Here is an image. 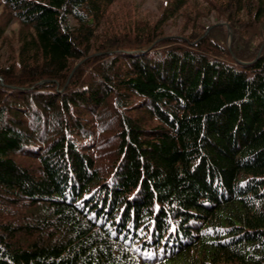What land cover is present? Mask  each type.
I'll list each match as a JSON object with an SVG mask.
<instances>
[{
    "label": "trees",
    "instance_id": "obj_1",
    "mask_svg": "<svg viewBox=\"0 0 264 264\" xmlns=\"http://www.w3.org/2000/svg\"><path fill=\"white\" fill-rule=\"evenodd\" d=\"M4 1L23 32L0 66V264H264V0L167 36L177 0L97 46L116 0Z\"/></svg>",
    "mask_w": 264,
    "mask_h": 264
},
{
    "label": "rangeland",
    "instance_id": "obj_2",
    "mask_svg": "<svg viewBox=\"0 0 264 264\" xmlns=\"http://www.w3.org/2000/svg\"><path fill=\"white\" fill-rule=\"evenodd\" d=\"M223 0H185L183 7L172 18L163 23V32L167 36L188 34L193 29L210 33L212 30L227 29L224 21H221L217 8L223 6ZM177 0H116L105 13L101 23L99 35L96 38V46L104 44L107 37L122 32H132L142 26H152L162 17L163 12L171 13ZM264 23V20L262 21ZM75 26V22L72 24ZM0 27L5 29L3 37H0V66L17 61L21 43L22 24L14 16L11 10L0 0ZM255 25L249 31L251 37H256L261 30ZM220 28V29H218ZM184 30H186L184 32ZM230 34L232 31L230 30ZM264 44L262 45V48ZM106 131V129H104ZM103 136L112 134L102 133ZM117 144L115 137L106 138L102 145L96 146L95 156L101 170L105 171L113 162L112 150ZM27 165H32L31 160L25 159Z\"/></svg>",
    "mask_w": 264,
    "mask_h": 264
}]
</instances>
